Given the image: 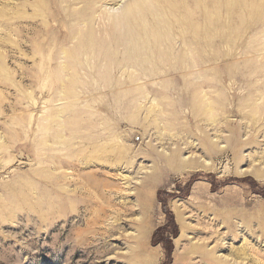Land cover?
<instances>
[{"label":"rangeland","instance_id":"1","mask_svg":"<svg viewBox=\"0 0 264 264\" xmlns=\"http://www.w3.org/2000/svg\"><path fill=\"white\" fill-rule=\"evenodd\" d=\"M117 1L96 7L112 12L124 3ZM219 1L211 20L219 13L239 25L215 24L204 48L192 46V88L179 90L191 84L177 71L152 76L146 100L133 98L139 113L132 117L120 108L129 96L122 90L67 89L69 98L58 90L55 74L71 47L65 24L49 22L50 11L38 13L32 0H0V264H149L150 257L153 264H264V184L232 173L235 154L246 157L242 172L264 167V23H253L264 17V0ZM46 75L54 83L49 91L40 89ZM250 85L261 91L256 98ZM195 90L205 100L190 102ZM58 121L78 158L51 148ZM248 136L259 144L237 146ZM205 138L222 152L232 149L227 160L217 161L212 147L204 151ZM49 152L71 165H52ZM171 157L190 162L174 168L166 163ZM191 158L209 165L192 167ZM161 228L157 239H170L169 258L151 242Z\"/></svg>","mask_w":264,"mask_h":264},{"label":"bare ground","instance_id":"2","mask_svg":"<svg viewBox=\"0 0 264 264\" xmlns=\"http://www.w3.org/2000/svg\"><path fill=\"white\" fill-rule=\"evenodd\" d=\"M32 1V5L38 13L43 14L44 11H50L46 14V16L48 15L46 19H48L49 22L51 19H55L60 23L65 24L64 28L66 29V32L64 33H66V37L68 39L64 38V41L71 44L66 56H64L61 61L62 63H60L64 65L63 70L58 72L56 71L55 74L58 81L56 82L57 89L62 92L63 90H66V92H68V98L69 96L71 97L72 93L68 90H76L77 88L90 87L92 90H97V92L103 89L118 90V92L119 90H122V94H129V96L120 108H122V111L125 110L126 113H131L132 117H134V115H138L139 113V109L133 103V98L135 100L140 98L142 100H146V94H148L147 90H149V85L146 80H150L152 76L157 77L158 79V77H163L169 73L171 74L177 71L179 73H183L181 82L191 84V82H193V74L191 71L195 68L194 64L189 62L190 60H193L194 48H192V46L199 43L201 47L204 48V46H206L212 39L210 35V28L215 24L219 27H224V25L236 27V25H239V23L231 22L229 19L227 20L225 18L224 20L221 16H219V13L212 17V20L214 21L211 20L208 12L219 9L222 4L219 0H124V3H121L122 5L118 9L112 10V12H110L111 10L101 11L99 10L100 8L98 9V7H96V5L100 4L99 6L102 7V3L107 2H111L116 5L119 1ZM228 4L234 6V1L229 0ZM18 8L19 10L25 9L23 5H19ZM233 8L234 7L230 8V10H233ZM246 14L247 12L242 15L240 23H244L246 21L245 17H248ZM259 20L264 23V17H261L260 19L258 18L253 23L258 22ZM253 23L246 22L245 25H253ZM218 37L223 39L222 35ZM176 43H181L184 46V49L179 51L176 48V45H174ZM62 50L63 47L58 50L59 53ZM200 57L201 60L203 59L204 61L203 64H205L207 57L205 51L200 54ZM176 63L179 67L175 68L174 65ZM118 67H120V69L130 68L131 70H126L124 72L122 70L118 71ZM49 75H46L45 78L40 81L41 86H39L41 87V90L44 89L49 91L54 87V83L49 80ZM118 75H120L119 78L117 77ZM82 78L88 80L84 81ZM153 86H151V90L155 91L156 86ZM191 86L192 84L189 87L179 90L183 93L184 89H191ZM250 86L251 88L249 89V92L253 93V97L256 98L254 93L257 94L259 92L261 94V91H258L254 85ZM164 88L167 90L169 87ZM171 89L172 88L168 90ZM193 92L197 94L195 97L190 96L191 94L188 96V100L190 102H200L201 98L205 100L206 94H200L197 90ZM131 94H134V97H131ZM119 95L121 96V94ZM220 98L221 97H218V102L223 103ZM155 101L156 98L153 97L151 100L152 104H155ZM244 106L245 103H243V105L240 104V112H242ZM56 116L58 117L59 114ZM150 116L157 117L156 120L160 119L159 113L157 112L150 113ZM58 123L59 124L56 125L57 128L54 132L55 136H52V139L49 140L51 148L55 145V148L62 150L65 149L71 152L69 156L72 158H78V156L82 154L80 153V149L73 148L70 140H65L63 135V132H65L64 125L60 124V121H58ZM110 125L111 124H109V126ZM44 127L50 128L48 124ZM154 127H156L154 129L158 130V133H160L161 127L159 126V122H157ZM141 132L143 136H148L150 133L143 130ZM1 138L2 136L0 137V140ZM157 139L160 138L158 137ZM38 144L44 145V141L42 140ZM258 144L259 142H257V139H254L253 136H248L244 141H240L237 146L243 148L249 145L257 146ZM184 145L187 150H193L195 148L191 147L187 143ZM200 145L204 151L210 147L214 148L215 153L212 154L217 158V161L222 160V162L224 159L227 160L228 154L233 151L231 149V151L226 150L222 152V148L213 144L212 140H209V138L202 139ZM94 147L93 152H95L98 148L97 145ZM124 155L125 153L123 152L118 153L119 158H124ZM36 156L37 159L42 157L45 158V155L43 154L37 153ZM46 157H49L52 160V165H71L63 161L62 158L64 157H60L58 154H52L49 152ZM179 159H182V157ZM191 160L192 162L189 165L192 167L198 166V168H206L209 165L206 162H203L200 165L198 163L197 165L196 161L192 158ZM232 161L236 166L234 172L232 173L241 176L250 174L254 176L258 183L264 184V167H262V169L257 168L251 172H242L243 170H240V168L238 169L237 166L246 161V157L235 154L234 157H232ZM189 162L190 160L187 163ZM166 163L169 166L173 165L174 168L181 169L183 164L186 162H180L175 157H171L166 160ZM122 177L124 180H127L126 176ZM155 179V176L150 177V181H152V183H154ZM154 262L155 260L150 257L149 264H153Z\"/></svg>","mask_w":264,"mask_h":264},{"label":"trees","instance_id":"3","mask_svg":"<svg viewBox=\"0 0 264 264\" xmlns=\"http://www.w3.org/2000/svg\"><path fill=\"white\" fill-rule=\"evenodd\" d=\"M166 214H167V216H169V220L172 221V225L174 226L173 236L175 237L176 236V231H175L176 226L173 223L172 217H170V213L168 211H166ZM164 230H165L164 228L157 229L152 235L151 242L153 245L162 244L163 246H165V252H166L167 258H169L170 252H171V241H170V239H167V238L166 239L160 238L159 240L157 239L158 234Z\"/></svg>","mask_w":264,"mask_h":264}]
</instances>
